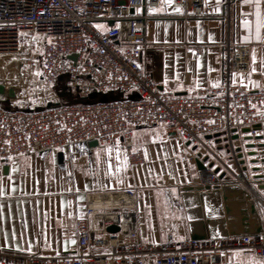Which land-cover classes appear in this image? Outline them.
Segmentation results:
<instances>
[{
  "label": "built area",
  "instance_id": "obj_1",
  "mask_svg": "<svg viewBox=\"0 0 264 264\" xmlns=\"http://www.w3.org/2000/svg\"><path fill=\"white\" fill-rule=\"evenodd\" d=\"M160 1L0 0V56L25 53L31 72L37 68L42 82L53 84L64 78L82 100L90 92L123 95L28 111L0 107V164L92 140L97 145L120 143L128 162L140 164L144 159L132 140V129L162 125L168 138L194 144L193 152L207 157L201 167L196 166V184L210 188L237 184L263 213L264 201L235 151L243 127L254 135L252 128L264 125V85L248 88L233 80V74L249 69L248 45L229 38L233 0H222L225 9L219 15L226 27L221 83L197 95L163 91L141 66L142 53L151 44V22L158 16L149 8H157ZM171 2L182 10L185 21L208 18L206 0ZM35 51L37 62L32 60ZM132 93L137 97L130 98ZM234 133L239 137L233 139ZM216 166L218 172L213 170ZM139 195L140 190L129 187L88 193L86 219L75 222L73 253L0 248V264H225L238 251L264 258V227L253 234L143 241L136 210ZM111 225L117 230L108 231Z\"/></svg>",
  "mask_w": 264,
  "mask_h": 264
},
{
  "label": "crops",
  "instance_id": "obj_2",
  "mask_svg": "<svg viewBox=\"0 0 264 264\" xmlns=\"http://www.w3.org/2000/svg\"><path fill=\"white\" fill-rule=\"evenodd\" d=\"M177 8L172 2L161 0L155 8L158 10L152 12L158 16L151 22V44L142 53L141 66L163 91L197 95L221 83V42L226 27L219 15L225 8L222 0H206L208 18L193 21L183 20L180 17L182 10L176 11ZM260 11L259 39L256 38L254 3L233 0L230 11V40L249 47L248 71L235 73L232 77L248 88L264 85V67L261 66L264 61V0H260ZM260 133L264 134L263 128L254 134ZM132 140L142 152L144 160L140 164H144L145 171L161 172L163 166H167L172 172V166L181 165L186 156L197 166L194 156L198 152L188 150L190 146L179 138H168L162 125L135 127ZM244 142L240 139L239 145L246 152L249 149L243 147ZM252 142L258 141L253 139ZM251 149L261 150L259 147ZM262 157L258 154L245 156L248 176L264 173V162H248L250 158ZM117 164L120 165L119 172L116 171ZM125 164L136 165L128 162L120 143L104 146L78 144L19 155L7 164H0V189L3 190L0 195V248L73 253L77 246L75 222L86 219L87 194L126 188L129 184L126 173L130 170ZM89 166L91 175L85 171ZM109 166L111 173L106 174ZM254 167L259 169L251 170ZM193 177L187 172H174L168 176L169 181L166 179L165 186L140 190L136 210L139 235L143 241L161 242L168 236L182 239L202 235L208 238L226 230L218 191L213 188L182 189L198 185ZM100 179L109 181L111 188L96 189L100 187L94 180ZM263 182L264 178L252 177V185L264 201V188L259 187ZM241 252L231 256L230 264H264V258H257L249 251Z\"/></svg>",
  "mask_w": 264,
  "mask_h": 264
},
{
  "label": "rangeland",
  "instance_id": "obj_3",
  "mask_svg": "<svg viewBox=\"0 0 264 264\" xmlns=\"http://www.w3.org/2000/svg\"><path fill=\"white\" fill-rule=\"evenodd\" d=\"M37 55V51L32 53L33 61L37 62ZM26 56L27 55L23 52H20L19 54L0 56V83L10 85L14 88V95L11 96L9 100L6 98L10 104L38 110L44 108L48 101L66 104L81 102L80 99L82 98L77 95V92L73 91L71 85L67 84L66 80L65 82L58 80L53 84H46L42 82L40 72L37 68H34L31 72V68L26 62L28 60ZM66 86L68 87L67 89L65 88ZM1 98L2 96L0 95V102ZM104 145H116V143ZM192 151L193 150H191V152ZM186 157L182 159L183 164L181 161V165H174L172 166L173 168L171 167L172 172L167 169V166H163L164 171L156 172L150 171V169L145 171L144 164H136L134 166L125 164V168L130 170L129 173H126L127 177H129V184L126 186L129 188H136L138 190L147 187H163L168 180V176L173 175L174 172H187L191 175V177L194 175L193 178H195L196 167L192 159L188 156ZM226 159H228V157ZM174 167H177L178 169L174 170ZM85 171L87 175L92 174L90 166L85 168ZM115 179H117V177ZM117 181L118 180H115V183H117ZM94 183H98V186L100 187L96 189H102L103 187H105L104 189L109 188V181L100 179L99 181L94 180ZM103 184H107V186H103ZM107 191L110 190L107 189ZM241 253V251L234 252L224 260V263L230 264L231 256H234V254L240 255Z\"/></svg>",
  "mask_w": 264,
  "mask_h": 264
},
{
  "label": "water",
  "instance_id": "obj_4",
  "mask_svg": "<svg viewBox=\"0 0 264 264\" xmlns=\"http://www.w3.org/2000/svg\"><path fill=\"white\" fill-rule=\"evenodd\" d=\"M70 57L74 58V55H70ZM0 95L2 96L0 107L6 109V110H19L22 109L24 111L30 110L28 107H20L17 105L10 104L6 98L11 97L14 95V88L12 86H8L7 88L0 83ZM130 98L137 97L136 93H132L129 95ZM115 97L112 94L107 93H97V92H90L83 100L85 102L90 101H99V102H105L109 99H114ZM58 102L48 101L45 105V107H51L57 105ZM261 128L264 129V125L261 127L260 125H255L252 129L255 131L261 130ZM251 129L249 127H243L240 132L243 134L242 140L245 141L243 144L244 148H248L246 152H243L242 146L238 145L235 147L236 151V157L238 158V162L242 165L243 170H247V166L245 163V156H254V155H261L263 156L261 159L256 158H250L248 160L249 163H255L258 161L264 162V134H250ZM239 137L238 133H234L232 135L233 139H236ZM206 138H210L209 135L206 136ZM257 140L258 142H252V140ZM186 145H188V142H185ZM88 145L90 146H96L97 142L95 140L89 141ZM253 147H259L261 150H253L251 148ZM196 148V145H191L190 149L194 150ZM217 148H220V146H217ZM206 156H201L200 153H196L194 156V162L197 164L198 167H201V163L206 160ZM208 166H213V162H209ZM258 167L251 168V170L256 171L258 170ZM264 170V166L262 167ZM214 172L219 171V167L213 168ZM223 176V172L219 173V177ZM255 179H261L264 178V173H255L252 175ZM260 188H264V182L259 185ZM209 189L210 187L208 185L202 186V185H189L184 186L183 190H191V189ZM216 191L219 192L221 201H222V207H223V214H224V222H226V230L223 231L221 234H218L216 236H210L211 238L215 237H224L227 235H238V234H253V233H260L263 230L264 224H263V216L264 213H259L255 203L253 200L249 197L248 193L242 189L237 184H217L212 187ZM108 231H116L117 227L114 225L107 227ZM191 238H197L202 239L205 238V236H194L192 235Z\"/></svg>",
  "mask_w": 264,
  "mask_h": 264
},
{
  "label": "snow or ice",
  "instance_id": "obj_5",
  "mask_svg": "<svg viewBox=\"0 0 264 264\" xmlns=\"http://www.w3.org/2000/svg\"><path fill=\"white\" fill-rule=\"evenodd\" d=\"M168 3H171V0H167ZM244 2H247V3H254L255 5V9H256V12H255V16H256V28H257V35H256V38L259 39V28L261 27V11H260V0H242V3ZM158 9H155V8H149V11L150 12H154V11H157ZM176 11H179L180 9L177 8L175 9ZM219 10V9H217ZM137 11H139V9H137ZM99 27V26H98ZM253 60H255V57H253ZM262 67H264V61H262ZM253 71H255V69H253ZM135 150V149H133ZM117 159H119V156H117ZM116 171L119 172L120 171V165L117 164L116 166ZM111 173V167L109 166V171L108 173L106 174H110ZM119 183V181H117V184ZM109 188H111V184L108 185ZM174 191V190H173ZM0 195H3V190L0 189ZM80 199H82V197H78Z\"/></svg>",
  "mask_w": 264,
  "mask_h": 264
},
{
  "label": "trees",
  "instance_id": "obj_6",
  "mask_svg": "<svg viewBox=\"0 0 264 264\" xmlns=\"http://www.w3.org/2000/svg\"><path fill=\"white\" fill-rule=\"evenodd\" d=\"M60 80L63 81V82H65L64 78H61ZM60 80H59V81H60ZM65 88L67 89L68 87L66 86ZM113 96H114L115 98L123 97V95H121V94H114ZM80 100H81V102L84 101V100H82V99H80Z\"/></svg>",
  "mask_w": 264,
  "mask_h": 264
},
{
  "label": "bare ground",
  "instance_id": "obj_7",
  "mask_svg": "<svg viewBox=\"0 0 264 264\" xmlns=\"http://www.w3.org/2000/svg\"><path fill=\"white\" fill-rule=\"evenodd\" d=\"M6 88L8 87V86H10V85H6V84H4V83H2ZM9 98H11V97H8V100H9Z\"/></svg>",
  "mask_w": 264,
  "mask_h": 264
}]
</instances>
